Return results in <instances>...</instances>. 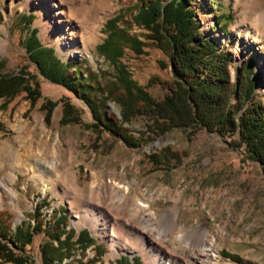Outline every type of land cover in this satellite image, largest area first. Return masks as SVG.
<instances>
[{
	"label": "rangeland",
	"instance_id": "obj_1",
	"mask_svg": "<svg viewBox=\"0 0 264 264\" xmlns=\"http://www.w3.org/2000/svg\"><path fill=\"white\" fill-rule=\"evenodd\" d=\"M38 2L0 0V40L4 44L0 47V75L22 70L27 78L34 76L31 86L35 81L38 91L32 100L24 92L6 104L0 99V226L8 232L20 223H41L42 228L61 207L68 216L66 227L75 232L86 228L95 239L83 252L74 248L63 261L95 260L93 247L101 244L99 261L88 264H118L121 256H137L149 264L141 254L131 252L144 243L150 256H157L155 244L145 238L137 217H131L136 203L144 201L156 219L176 208L177 227L206 231L204 242L210 247L207 264H264V165L244 156L236 146V135H220L201 126L172 128L155 135L149 127L151 119L136 114L120 124L134 142L126 145L118 136L93 127L86 104L63 86L48 81L28 58L25 48L31 42L25 39L24 15L30 16L37 40L51 47L60 61L71 60V65L112 74L111 64L97 52L96 45L106 34L104 22L120 13L121 26L129 18L134 0H114L112 10L97 23V39L87 47L82 43L73 47L69 36H61L49 16L40 20ZM195 6L200 29L231 56V80L235 66L243 59L252 61L255 98L264 103V0H195ZM214 13L223 14L217 16V22L224 24V33L215 27ZM72 22L75 24L76 18ZM128 33L142 41L141 52L123 48L119 61L150 97L162 98L172 78L165 54L145 36L147 30L132 25ZM47 101L54 105L45 120ZM64 102L73 108V121H61ZM101 108L120 121L117 103L108 99ZM115 184L128 187L123 207H118L122 195L112 191ZM95 206L105 210L113 223L121 226L125 222L133 229L128 237L117 228L112 231L119 243L126 241L130 251L112 255L99 222L93 229L80 222L89 211L97 210ZM181 233L187 236L186 231ZM43 240L38 232L30 244L9 245L13 254L24 257L28 264H40L38 246ZM221 251L237 258L223 256ZM171 255L179 264L188 263L180 253ZM0 264L10 262L0 259ZM70 264L77 263L73 260Z\"/></svg>",
	"mask_w": 264,
	"mask_h": 264
},
{
	"label": "trees",
	"instance_id": "obj_2",
	"mask_svg": "<svg viewBox=\"0 0 264 264\" xmlns=\"http://www.w3.org/2000/svg\"><path fill=\"white\" fill-rule=\"evenodd\" d=\"M222 15L213 14L217 23L215 27L221 32L224 24L217 22V16ZM27 17L30 19L28 15L22 16L21 23L28 32L25 39L31 42V46L25 48L28 58L48 81L63 86L86 104L94 121L93 127L104 129L131 146L134 142L120 124L136 114L151 119L149 127L155 135L172 128L201 126L220 135H236V146L242 148L244 156L264 165V103L255 98L252 61L243 59L235 66L231 80V56L200 29L195 0H134L129 18L122 21L121 26L118 25L123 17L120 13L108 18L103 26L106 34L96 45L97 52L112 66V74L106 75L87 70L79 64L71 65V60L60 61L51 47L39 43L36 29L30 27L31 19L25 21ZM132 25L147 30L145 36L155 42L168 60L172 78L168 92L160 99L150 97L144 87L130 78L119 61L123 48L141 52L142 41L128 33ZM211 29L209 27V31ZM100 75L103 81L99 80ZM33 78L31 75L27 78L22 70L0 75L2 104L8 103L20 92H24L30 100L38 95L35 81L31 86ZM108 99L120 106V121L113 115L107 116L102 110ZM53 105L51 101L44 104L45 120H48ZM71 111L72 106L64 102L61 121H73L75 117ZM67 217L64 208L60 207L42 228L41 223L34 226L20 223L8 232L7 228L0 226V259L10 264H28L24 257L13 254L9 244H30L33 235L41 232L44 240L38 246L40 264L99 261L103 251L101 244L93 247L95 260L72 258L63 261L74 248L83 252L95 243L86 228L75 232L72 227H66ZM221 255L237 258L225 251H221ZM117 261L118 264H144L137 256H121Z\"/></svg>",
	"mask_w": 264,
	"mask_h": 264
},
{
	"label": "bare ground",
	"instance_id": "obj_3",
	"mask_svg": "<svg viewBox=\"0 0 264 264\" xmlns=\"http://www.w3.org/2000/svg\"><path fill=\"white\" fill-rule=\"evenodd\" d=\"M113 6L114 0H39L38 2L40 20L45 15L49 16L57 23L61 36H69V39L73 42V47L77 46L76 43H82L83 46L87 47L97 39V23L106 12L112 10ZM61 16L64 18L63 20ZM75 18L78 23H81L80 26L77 22L75 24L72 22ZM3 46L4 44L0 40V47L3 48ZM73 179H75L74 176ZM112 188V191L122 195L123 200H121L122 202L118 207H123L128 187L115 184ZM114 194L109 195L108 198ZM95 208L97 209L95 212L89 211L82 217L80 222L89 225L92 229L99 222L105 232L112 255L122 251H130L131 247L126 244V241L119 243L118 237L115 238L112 231L113 228H117L123 236L128 237L133 229L125 222L121 226H118L117 223L116 225L113 223L114 219L105 210L98 206H95ZM148 209L149 205L147 203L138 201L132 209L133 214L132 211L130 212L133 216H130L137 217L142 225L145 238L149 237L155 244L154 249L157 256L154 258L150 256L149 249L144 246V243L131 252H138L149 264H179L173 258L171 259L172 253L182 254L181 256H184L188 261L187 264L208 263L210 247L204 242L206 231H189L177 227L175 223L176 208L159 219H156L151 211H147ZM181 231H186L187 236L182 237ZM139 241H143L142 235H139Z\"/></svg>",
	"mask_w": 264,
	"mask_h": 264
},
{
	"label": "crops",
	"instance_id": "obj_4",
	"mask_svg": "<svg viewBox=\"0 0 264 264\" xmlns=\"http://www.w3.org/2000/svg\"><path fill=\"white\" fill-rule=\"evenodd\" d=\"M39 41V40H38ZM39 43L41 44V42L39 41ZM41 45H43V44H41ZM43 46H46V45H43Z\"/></svg>",
	"mask_w": 264,
	"mask_h": 264
}]
</instances>
